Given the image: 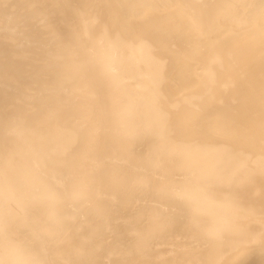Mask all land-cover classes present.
Segmentation results:
<instances>
[{
	"label": "bare ground",
	"instance_id": "1",
	"mask_svg": "<svg viewBox=\"0 0 264 264\" xmlns=\"http://www.w3.org/2000/svg\"><path fill=\"white\" fill-rule=\"evenodd\" d=\"M44 262L264 264V0H0V264Z\"/></svg>",
	"mask_w": 264,
	"mask_h": 264
},
{
	"label": "snow or ice",
	"instance_id": "2",
	"mask_svg": "<svg viewBox=\"0 0 264 264\" xmlns=\"http://www.w3.org/2000/svg\"><path fill=\"white\" fill-rule=\"evenodd\" d=\"M75 71L78 74H84L87 73L88 67L86 64L81 63L75 66ZM176 163L178 169L182 173L178 177L179 179H182L187 182H192L193 180L199 182L201 179H204L207 180L209 184L215 182V178L212 176L201 177L200 172L202 170L198 167V162L194 159H188L187 162L184 164H181L177 159ZM150 171L151 170L148 168L147 164L143 163L138 170L134 171L127 177V180L133 185L143 184L145 182L146 176L150 173ZM23 203L25 209L27 210V202L24 201ZM5 215H8V213H5ZM44 264H48V262H44ZM52 264H55V262H52Z\"/></svg>",
	"mask_w": 264,
	"mask_h": 264
}]
</instances>
